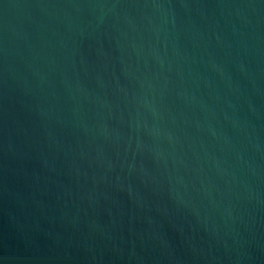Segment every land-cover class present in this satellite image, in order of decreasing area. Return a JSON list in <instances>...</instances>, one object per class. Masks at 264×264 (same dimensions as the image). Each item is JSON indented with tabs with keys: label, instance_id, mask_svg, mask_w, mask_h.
<instances>
[{
	"label": "water",
	"instance_id": "95a60500",
	"mask_svg": "<svg viewBox=\"0 0 264 264\" xmlns=\"http://www.w3.org/2000/svg\"><path fill=\"white\" fill-rule=\"evenodd\" d=\"M0 264H264V0H0Z\"/></svg>",
	"mask_w": 264,
	"mask_h": 264
}]
</instances>
